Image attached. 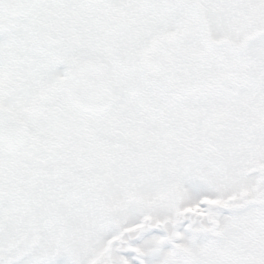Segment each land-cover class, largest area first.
Segmentation results:
<instances>
[{
    "label": "snow or ice",
    "instance_id": "snow-or-ice-1",
    "mask_svg": "<svg viewBox=\"0 0 264 264\" xmlns=\"http://www.w3.org/2000/svg\"><path fill=\"white\" fill-rule=\"evenodd\" d=\"M0 264H264V0H0Z\"/></svg>",
    "mask_w": 264,
    "mask_h": 264
}]
</instances>
